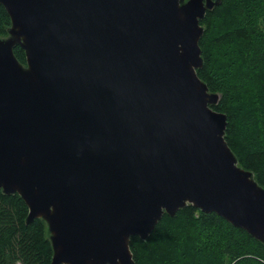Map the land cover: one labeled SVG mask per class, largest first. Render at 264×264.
<instances>
[{
    "label": "water",
    "instance_id": "1",
    "mask_svg": "<svg viewBox=\"0 0 264 264\" xmlns=\"http://www.w3.org/2000/svg\"><path fill=\"white\" fill-rule=\"evenodd\" d=\"M0 3V187L46 222L51 264H135L131 238L189 204L264 243V187L197 72L220 0Z\"/></svg>",
    "mask_w": 264,
    "mask_h": 264
},
{
    "label": "trees",
    "instance_id": "2",
    "mask_svg": "<svg viewBox=\"0 0 264 264\" xmlns=\"http://www.w3.org/2000/svg\"><path fill=\"white\" fill-rule=\"evenodd\" d=\"M11 17L0 3V37ZM203 66L197 70L220 95L213 108L228 116L225 138L239 165L264 187V0H220L201 20ZM20 62L26 52L15 48ZM29 207L0 187V264H51L46 222H27ZM135 264H264V243L215 212L191 204L164 214L147 239L131 238Z\"/></svg>",
    "mask_w": 264,
    "mask_h": 264
}]
</instances>
